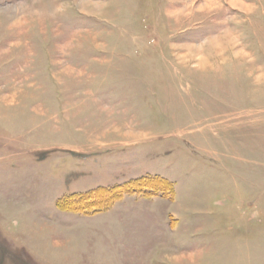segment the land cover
I'll return each mask as SVG.
<instances>
[{
  "label": "rangeland",
  "instance_id": "1",
  "mask_svg": "<svg viewBox=\"0 0 264 264\" xmlns=\"http://www.w3.org/2000/svg\"><path fill=\"white\" fill-rule=\"evenodd\" d=\"M0 264H264V0H0Z\"/></svg>",
  "mask_w": 264,
  "mask_h": 264
},
{
  "label": "trees",
  "instance_id": "2",
  "mask_svg": "<svg viewBox=\"0 0 264 264\" xmlns=\"http://www.w3.org/2000/svg\"><path fill=\"white\" fill-rule=\"evenodd\" d=\"M152 180V182H161V184L163 186H165V188L163 190H160L159 188H157V186L155 185H150V181ZM147 182H150L147 184ZM120 186H129L131 187V190H127V191H132L134 193L143 195V196H153L155 194H159L160 196L163 195V192H169L171 191L173 188L171 186L170 181L162 178V177H157V176H152V177H140L137 180H134L132 182H129L127 184L124 185H119ZM118 186L113 187V188H99L97 190H92L90 192H85V193H81V194H73V195H69L66 196L65 198H61L59 199V201L57 202V206H59V208L64 209V210H72V211H80V212H84V213H88V212H92V211H97V206H92L89 207L90 203L95 202V198L94 196H96L97 194H99L101 191L103 193V191L107 194L110 192H113V189H116ZM102 189V190H101ZM91 201V202H89ZM93 204V203H92ZM95 205V204H93ZM108 204H106L105 206H107Z\"/></svg>",
  "mask_w": 264,
  "mask_h": 264
},
{
  "label": "crops",
  "instance_id": "3",
  "mask_svg": "<svg viewBox=\"0 0 264 264\" xmlns=\"http://www.w3.org/2000/svg\"><path fill=\"white\" fill-rule=\"evenodd\" d=\"M149 200L151 203H154V202H152V199H149ZM170 214H171V211L166 209L165 212L162 215H160L159 217L156 214L153 215V224H154L155 228L151 226L150 231L152 232V234H155L156 229L157 230L160 229L166 237H169V234L171 232L168 233L166 231V226L169 228V225H170L169 216H170Z\"/></svg>",
  "mask_w": 264,
  "mask_h": 264
}]
</instances>
